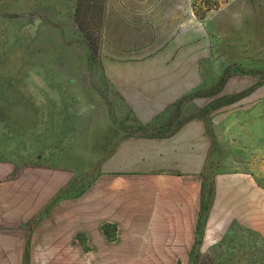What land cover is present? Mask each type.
<instances>
[{"label":"rangeland","instance_id":"obj_1","mask_svg":"<svg viewBox=\"0 0 264 264\" xmlns=\"http://www.w3.org/2000/svg\"><path fill=\"white\" fill-rule=\"evenodd\" d=\"M79 1L0 0L10 5L3 12L12 13V23L21 21L14 33H22L10 39L15 47L0 66L10 109L0 134L4 126L12 130L0 136V175L15 162L19 172L51 166L71 177L65 195L76 196L102 172L107 149L120 139L114 123L133 131L145 123V114L130 111L112 87L118 75L144 74L169 84L163 91L175 97L176 125L205 122L209 183L219 172H248L264 186V0ZM84 4L98 17L103 9L102 21L89 14L97 38L90 62L78 42H69L82 38L69 24ZM41 16L48 17L46 33L38 32ZM127 97L133 104L151 99ZM259 237L235 229L192 264H264ZM81 241L83 264H93L85 235Z\"/></svg>","mask_w":264,"mask_h":264},{"label":"crops","instance_id":"obj_2","mask_svg":"<svg viewBox=\"0 0 264 264\" xmlns=\"http://www.w3.org/2000/svg\"><path fill=\"white\" fill-rule=\"evenodd\" d=\"M118 76L114 92L130 111L143 112L145 123L134 131L114 123L121 137L82 195L66 196L71 177L51 166L3 169L0 264H83V235L93 264H192L193 252L220 248L235 229L264 241V186L257 176L219 172L209 183L205 122L176 125L175 97L164 93L169 84L162 78ZM144 95L151 96L144 104L127 97ZM106 223L116 226L113 240Z\"/></svg>","mask_w":264,"mask_h":264},{"label":"trees","instance_id":"obj_3","mask_svg":"<svg viewBox=\"0 0 264 264\" xmlns=\"http://www.w3.org/2000/svg\"><path fill=\"white\" fill-rule=\"evenodd\" d=\"M80 1H79V3H80ZM97 1H99V0H97ZM3 6L0 5V66H1V63H2V61H1L2 57L8 55L6 50L7 49L9 50V49H12L13 47H15L13 45V43H10L11 42L10 39L12 38V40L14 41L17 37H19L20 34L22 35V33L20 31H17L16 33H14V31L17 30V28L13 29V27H18L19 28V24L21 23V21L20 22L18 21V24H17V22L12 23L13 22L12 13L10 11H7V13L3 12V9L9 7L10 5L7 4V5H3ZM21 7H23V6L21 5ZM76 9H77V11L73 15V18H72V20H71L69 25H72V26L74 25L73 28H72V32L74 31L75 34L80 32V36L82 38L78 39V37L73 36V38L70 39L69 42H78L83 48L82 51H84V53H85V60H88L90 62V60L91 61L93 60L94 55H95L94 52H95V49H96V40H97V38H95V36L93 34L94 31H92V28H91L92 24H94V25H96V24L93 23V21H94L93 19L94 18L91 19V17H89V14L94 13L95 16L97 15L95 17L96 22H97V19H98V21H102L103 20V16H102L103 15V9H102V6L100 5V9L98 10L100 17H98V13L95 14V10L93 9V6L91 4H89V5L84 4L83 8L81 6H77ZM2 13H4V14H2ZM39 20H40V25L38 27V32L39 33H43V32L46 33L47 32L46 31V28H47L46 25L48 23V17L41 16L39 18ZM59 32H61L63 35L65 34L63 28ZM38 35H41V34H38ZM66 39H67L66 36H62V40H65V42H67ZM25 47H27L26 42H25ZM21 52L22 51H20V53ZM57 60H58L59 66L61 67V65L64 62V60H62V59L60 60L59 56H58ZM1 72L2 71L0 69V75H1ZM4 87L5 86L1 87V85H0V120H2V119L4 120L5 118H7L6 114H7L8 111L10 112V109H7L8 108L7 104H9V103L7 102L8 99L6 98V95H5V90L6 89ZM1 88H4L3 89L4 91H2ZM52 120H54V119H52ZM3 128H2V130H4V131H3V133L0 134V136H4L5 137L7 134H10L12 132L10 127L7 128V127L4 126ZM14 128H22V127L18 125V127L16 126ZM36 131H38V129H36L35 132ZM11 152H13V151H11ZM17 152H18V150L16 152H13V153H17ZM17 154H19V153H17ZM90 184H89V186H90ZM88 187L83 188L80 191V193H78L76 196L82 195L88 189ZM204 209H205V206H204V203H203V206H202L203 213H204ZM201 220H202V213H201ZM103 230H104L105 234L108 236L109 239L113 240L116 237V226L114 224H111V223L104 224L103 225ZM201 235H202V229H201V225L199 223L197 243L200 242ZM259 238L262 239L261 237H259ZM191 258L194 259V261L196 263H198V261L200 259V255H196V254L194 255V252H193V254L191 255Z\"/></svg>","mask_w":264,"mask_h":264}]
</instances>
